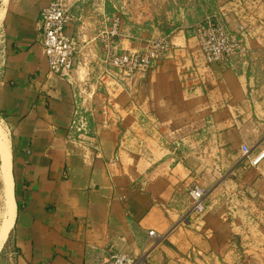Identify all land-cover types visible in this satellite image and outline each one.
Returning a JSON list of instances; mask_svg holds the SVG:
<instances>
[{
  "label": "crops",
  "instance_id": "0c3cea01",
  "mask_svg": "<svg viewBox=\"0 0 264 264\" xmlns=\"http://www.w3.org/2000/svg\"><path fill=\"white\" fill-rule=\"evenodd\" d=\"M2 1L0 119L16 214L0 264H100L117 254L264 264V162L248 166L242 150L264 145V0H63L79 48L71 80L50 73L40 43L52 0ZM121 10L129 37L167 36L171 48L115 88L99 34ZM212 16L245 31L247 61L207 64L192 30ZM77 105L92 115L98 150L69 140ZM194 186L210 191L207 210L184 219Z\"/></svg>",
  "mask_w": 264,
  "mask_h": 264
},
{
  "label": "built area",
  "instance_id": "2783aa9c",
  "mask_svg": "<svg viewBox=\"0 0 264 264\" xmlns=\"http://www.w3.org/2000/svg\"><path fill=\"white\" fill-rule=\"evenodd\" d=\"M3 1L0 0V12ZM72 21V15L64 6L63 0H52L41 14L40 43L44 50L50 73L71 80L79 53L78 41L66 33L67 25ZM127 14L123 10L108 19V25L99 34L104 61L108 69L105 76L113 81V87L125 88L126 80L148 74L166 58L171 42L169 37L137 38L127 31ZM192 35L209 65H224L235 67L250 57V49L245 42V31L232 30L218 16H212L193 27ZM125 39L141 42L137 49L124 51L121 47ZM195 78L197 79L196 73ZM103 78V77H102ZM98 80V86L109 92V85ZM135 91V90H134ZM94 121L91 114L82 112L77 105L69 125V140L83 149L98 150L100 143L94 131ZM178 147V146H177ZM244 161L250 167H257L264 162V145L258 152L255 148L243 146ZM208 189L194 186L189 190L191 206L184 219L197 220L207 210ZM155 236V232H150ZM147 257L132 258L117 254L100 264H146Z\"/></svg>",
  "mask_w": 264,
  "mask_h": 264
},
{
  "label": "bare ground",
  "instance_id": "6f19581e",
  "mask_svg": "<svg viewBox=\"0 0 264 264\" xmlns=\"http://www.w3.org/2000/svg\"><path fill=\"white\" fill-rule=\"evenodd\" d=\"M2 12V11H1ZM0 13V19H1ZM0 151L2 155L1 169L5 178L4 182V201L3 207L0 213L1 224H0V251L7 239V236L13 226L15 214H16V203L13 191V179L11 174V153L8 137L3 132L0 126ZM3 199V197H2Z\"/></svg>",
  "mask_w": 264,
  "mask_h": 264
},
{
  "label": "rangeland",
  "instance_id": "374dc122",
  "mask_svg": "<svg viewBox=\"0 0 264 264\" xmlns=\"http://www.w3.org/2000/svg\"><path fill=\"white\" fill-rule=\"evenodd\" d=\"M2 13V12H1ZM192 14V13H191ZM1 16H2V14H1ZM198 22V21H197ZM199 23H201V22H199ZM193 24V23H192ZM192 24H190V25H192ZM198 24V23H197ZM227 25V24H226ZM126 32H128V31H126ZM125 51V50H124ZM0 126H1V128H2V130H3V132L5 133V135L9 138V131H8V128H7V126L5 125V123L0 119ZM164 136L165 135H163V139H164ZM10 139V138H9ZM165 141V140H164ZM168 142H169V145H174L175 146V144H176V142L175 141H170V140H168ZM177 146V145H176ZM170 155L171 156H173V157H180L179 156V152H177L176 150H170ZM1 165H2V155H1V151H0V213H1V210H2V207H3V202L4 201H2V200H4V182H5V178H4V175H3V172H2V169H1ZM2 197H3V199H2ZM1 218H0V224H1Z\"/></svg>",
  "mask_w": 264,
  "mask_h": 264
}]
</instances>
